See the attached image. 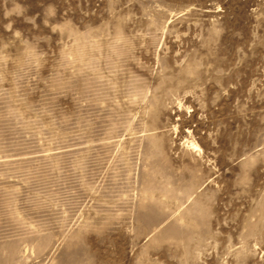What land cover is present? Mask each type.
Listing matches in <instances>:
<instances>
[{
    "label": "rangeland",
    "instance_id": "1",
    "mask_svg": "<svg viewBox=\"0 0 264 264\" xmlns=\"http://www.w3.org/2000/svg\"><path fill=\"white\" fill-rule=\"evenodd\" d=\"M0 264H264V0H0Z\"/></svg>",
    "mask_w": 264,
    "mask_h": 264
}]
</instances>
